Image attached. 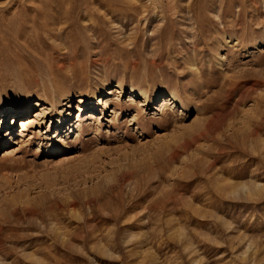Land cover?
<instances>
[{"label": "rangeland", "instance_id": "obj_1", "mask_svg": "<svg viewBox=\"0 0 264 264\" xmlns=\"http://www.w3.org/2000/svg\"><path fill=\"white\" fill-rule=\"evenodd\" d=\"M0 264H264V0H0Z\"/></svg>", "mask_w": 264, "mask_h": 264}, {"label": "bare ground", "instance_id": "obj_2", "mask_svg": "<svg viewBox=\"0 0 264 264\" xmlns=\"http://www.w3.org/2000/svg\"><path fill=\"white\" fill-rule=\"evenodd\" d=\"M174 97H170L168 100H169V102H171L172 101V99H173ZM171 104H173V102H171ZM38 105V104H37ZM41 106H43V105H41ZM6 110V109H5ZM3 111V114L5 115V113H6V111ZM49 111H48V109L47 110H45L44 108H42V110L39 112V113H37L36 114V119H30V118H24V119H21L20 120V124H21V127H22V134H24L27 130H29V128H30V126L32 125V124H34V121H36V122H39L40 120H42L43 118H45V116L47 115V113H48ZM41 116H43L42 118H40ZM138 120V119H137ZM137 123L139 124V121H137ZM23 137V136H22ZM31 137V136H30ZM29 139V138H28ZM59 150H61V149H59ZM61 154V153H60ZM58 155V154H57ZM245 186V185H244ZM246 188V187H245ZM248 189V188H247ZM249 190V189H248ZM247 190V191H248ZM250 192H251V190H250Z\"/></svg>", "mask_w": 264, "mask_h": 264}]
</instances>
